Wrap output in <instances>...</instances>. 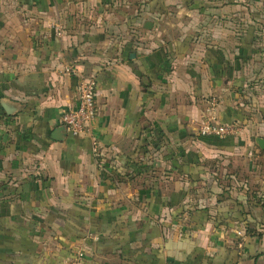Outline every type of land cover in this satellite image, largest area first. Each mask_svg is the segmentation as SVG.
I'll return each mask as SVG.
<instances>
[{
	"label": "crops",
	"instance_id": "1",
	"mask_svg": "<svg viewBox=\"0 0 264 264\" xmlns=\"http://www.w3.org/2000/svg\"><path fill=\"white\" fill-rule=\"evenodd\" d=\"M224 1L0 0V264H70L77 249L87 264H264V236H248L225 206L251 192L248 180L223 173L234 180L220 185L213 166L239 138L199 139L210 115L198 99L181 93L168 104L156 84L166 55L195 56L197 76H184L181 90L226 94L228 60L256 49L253 27L238 50L231 31L214 32L220 19L207 11L223 12ZM171 10L183 31L166 47L157 16ZM69 65L97 79L89 135L60 130L80 80ZM220 108L224 123L248 119L232 102ZM152 138L160 148L145 147ZM206 184L212 191L194 193Z\"/></svg>",
	"mask_w": 264,
	"mask_h": 264
},
{
	"label": "rangeland",
	"instance_id": "2",
	"mask_svg": "<svg viewBox=\"0 0 264 264\" xmlns=\"http://www.w3.org/2000/svg\"><path fill=\"white\" fill-rule=\"evenodd\" d=\"M225 4H230V6L225 8L223 12H216L215 14H212L211 11H207V15H213L220 19L219 22L214 25V32L221 35L223 32L231 31L230 33L234 36L235 40L233 43L229 42V47L238 50L241 45V37L246 34L249 27H253L252 29L250 28V31L252 32V37L255 40L254 47L256 49L252 55L239 52L235 56H232L231 58L234 61L233 63H231L229 61L230 59L228 60L227 57H222L223 60H228V63L230 64V72L228 73L226 79L230 80L233 78L234 80L232 83H226L228 81L225 82L227 84L226 86L230 89V92L228 93L229 90H227V87L223 86L227 91L226 94L224 92L221 93L220 91H216L211 94V91H206L205 95L199 97L196 95L197 91L195 88H191L192 90H181V83L185 82V80H183L184 76H186V79L190 76H192V78L194 75L197 76V72L194 71V67L197 63L195 56L188 58L187 56L174 57V55H166V58L170 61V65L166 66L162 70L163 77L159 78V76H155V78L157 77L161 80L159 82H155L156 84L162 85V88H157L164 92L166 94L165 96H171L168 104H174L175 100H177L176 96L181 93H184L185 96H189V99L192 102L194 101L193 97L197 98L198 102L202 105V110L205 112V114H203V119L212 115L220 121V106L223 107L227 105L228 102H232L236 107L245 112L243 113L244 118H246V115L248 116L246 121H232L240 128L239 134L234 136V138H239L238 141L233 139V143L238 144L240 147L238 146L235 151L236 153L225 152L226 150L219 152L220 154L217 156L216 160L221 163H219V165L217 163H213V166L218 169L217 176L220 180L218 181L220 182V185L225 184L226 186L234 180L233 178L224 179L222 177L223 173H228L226 175L232 174L235 175V180L240 184L242 181L248 180L250 185L249 191H251L250 194L263 199L264 151L260 149L256 139L257 137L264 138V116L261 113L264 109V40L262 39L264 37V0H237L236 3L232 4L227 1ZM220 7H222L221 4ZM179 14H181L179 10H171L165 15L157 16V27H162L163 31L164 29H168L167 35L170 40L164 39L165 37L163 36L164 38L161 41V43L166 47L168 44L173 42V38L181 36V31H183V28L179 23ZM202 14H206L205 11L201 13V15ZM224 19L225 21L221 22ZM203 25L204 28L209 27V24L205 23ZM128 26H130V29L132 28L131 25ZM204 31H206V33L211 32V30L207 29H202L198 32L202 35L205 33ZM159 36L161 37L160 34ZM218 36L215 35V37ZM133 50L137 51L138 49L134 48ZM177 58L179 59L177 60ZM198 64L203 65V62L199 63L198 61ZM164 80L169 81V83ZM232 93L236 95L234 96L233 101L231 100V96L233 95ZM226 95H228V97H226ZM165 102L167 103V101ZM259 106L263 108L262 111ZM256 115L260 117H258L257 120L254 119ZM250 151H252L251 155ZM220 166H222L224 170L220 169ZM221 189L222 194L225 195L224 197L229 198L230 190L225 188ZM197 190H199V194H203L206 191L208 192L210 189L208 184H206L202 187H194L193 191L195 194H197ZM196 201L198 205H206L203 195L197 198Z\"/></svg>",
	"mask_w": 264,
	"mask_h": 264
},
{
	"label": "built area",
	"instance_id": "3",
	"mask_svg": "<svg viewBox=\"0 0 264 264\" xmlns=\"http://www.w3.org/2000/svg\"><path fill=\"white\" fill-rule=\"evenodd\" d=\"M61 28V26L55 27L58 35H62ZM64 72L78 75L80 80L77 85L76 104L63 111L60 122L68 133L75 136L89 135L92 130V123L99 111L97 79L94 75H84L76 66L69 65L65 67ZM239 131L240 128L236 123H224L212 115L207 117L200 127L201 135H213L220 138L235 136ZM95 152H98L97 146H95ZM239 234L242 233L239 232ZM70 264H87L85 250L77 249Z\"/></svg>",
	"mask_w": 264,
	"mask_h": 264
},
{
	"label": "trees",
	"instance_id": "4",
	"mask_svg": "<svg viewBox=\"0 0 264 264\" xmlns=\"http://www.w3.org/2000/svg\"><path fill=\"white\" fill-rule=\"evenodd\" d=\"M254 42V40L252 41ZM261 110L263 109L261 106H259ZM226 138V137H225ZM225 138H220L218 136L213 135H200L199 139L213 145L217 146H223L222 142L225 140ZM149 146H153L155 148H160L161 143L156 139L152 138L148 145L145 147L148 148ZM225 146V145H224ZM264 151V150H262ZM138 150L132 154L128 155L130 159H132L135 155H137ZM140 153V152H139ZM138 153V154H139ZM200 156V155H199ZM253 194L246 193H240L237 198L234 200L231 199L230 204L225 205L226 208H234L235 211H233V215H237V218H239V221L243 223L246 227V231L248 236H257L260 239L264 236V196L263 199L257 198L256 195L251 196ZM232 205V206H231Z\"/></svg>",
	"mask_w": 264,
	"mask_h": 264
},
{
	"label": "water",
	"instance_id": "5",
	"mask_svg": "<svg viewBox=\"0 0 264 264\" xmlns=\"http://www.w3.org/2000/svg\"><path fill=\"white\" fill-rule=\"evenodd\" d=\"M131 57H135V53H132V54H131ZM60 130L63 131L65 135H67V131L65 130V127H64V126H61V127H60ZM65 131H66V132H65ZM256 141H257L258 145H259L262 149H264V138H263V137H258V138L256 139Z\"/></svg>",
	"mask_w": 264,
	"mask_h": 264
}]
</instances>
